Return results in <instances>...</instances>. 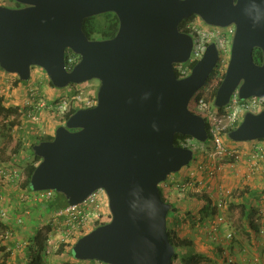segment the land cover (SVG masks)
<instances>
[{
    "label": "water",
    "instance_id": "obj_1",
    "mask_svg": "<svg viewBox=\"0 0 264 264\" xmlns=\"http://www.w3.org/2000/svg\"><path fill=\"white\" fill-rule=\"evenodd\" d=\"M0 3V67L29 81L41 67L56 88L100 83L94 107L79 108L56 128L51 140L33 145L40 157L30 183L53 189L69 204L97 189L109 197L111 220L73 245L80 261L105 264H173L169 239L172 204L160 184L195 158L175 135L208 140L204 117L189 104L218 61L210 43L187 77L175 64L188 61L191 34L180 30L198 15L215 26L235 25L231 59L215 97L224 107L238 88L243 99L264 97V0H15ZM117 14L115 36L92 39L86 18ZM255 48L262 62L254 60ZM70 49L80 56L67 68ZM228 137L235 142L264 139V109L248 112Z\"/></svg>",
    "mask_w": 264,
    "mask_h": 264
},
{
    "label": "built area",
    "instance_id": "obj_2",
    "mask_svg": "<svg viewBox=\"0 0 264 264\" xmlns=\"http://www.w3.org/2000/svg\"><path fill=\"white\" fill-rule=\"evenodd\" d=\"M180 30L192 35L194 43L193 49L188 61L175 64L174 68L178 77H187L192 71V65L199 61L210 43H215L219 57L214 68V75L202 90L194 97V109L204 117L208 129L207 145L201 146L199 141L193 137L187 138L180 142V146L189 147L198 146V155L194 158L195 166L190 168L185 177V181L179 182L173 176L161 183L165 189L176 188L183 194L196 193L203 195L206 188L207 179H217L219 173L226 165H245L244 177L251 179L257 173H264V139L252 140L248 142H238L237 145L225 143V136L243 121L246 113H259L264 109L263 96H251L243 99L239 96L238 88L233 92L229 102L224 107L215 106L216 91L224 79L232 53V42L235 35L236 27L231 24L228 26H215L206 23L200 16H194L185 20ZM80 59V56L68 49L66 53L67 68L73 67ZM13 75V74H12ZM17 79V75L15 74ZM15 80L12 81V83ZM36 87L30 86L28 93L31 100L26 103L30 106L27 113L28 119H35L36 113L44 106V103L34 105L33 96L36 94ZM78 94L75 98H61L57 104V115L64 117L75 108L94 107L97 102V92L93 93L90 86H80L76 88ZM7 89L0 84V97H5ZM34 105V107H33ZM38 109V110H37ZM37 110V111H36ZM41 134L46 132L42 129ZM205 143V142H204ZM193 149V148H192ZM194 150V149H193ZM199 156V157H198ZM15 160H11L8 165L0 167V179L4 183L20 181L23 173L18 167L14 166ZM205 175V176H204ZM191 190V192H188ZM206 190H212L210 186ZM230 190L221 191V198H216L215 212L208 215L206 222L210 235L214 240L221 244L223 258L227 263H234L230 255L229 247L234 239L235 232L227 231L223 233L222 226L225 223L223 210L230 202ZM56 191L53 189L39 191H23L20 193L19 200L26 204L30 202L45 203L54 199ZM45 207H47L44 204ZM28 209V208H27ZM107 210V211H106ZM30 210L18 215L16 222L22 224L25 216ZM259 215L255 216V222L259 223ZM109 197L104 189H97L92 192L84 201L78 204H67L63 207L56 208L50 213L48 219L41 222L36 235L40 232L43 236L42 241H35L33 249L35 255H38L43 261L40 264H49L48 257L57 251L62 245L74 244L79 237L89 232L93 228L105 223L110 219ZM8 221L10 215L6 209L0 208V220ZM107 219V220H106ZM12 221V220H9ZM15 221V220H14ZM47 222V223H46ZM9 223V222H8ZM4 230L0 231V239L4 241L11 240L15 233L9 224ZM12 228V229H11ZM259 233L264 237V229L260 228ZM28 240L17 241L12 247H7L8 258H21L19 251L26 249ZM264 248V241L262 243ZM2 258L3 256L0 255ZM25 262L19 264H26ZM256 261H259L256 258Z\"/></svg>",
    "mask_w": 264,
    "mask_h": 264
},
{
    "label": "trees",
    "instance_id": "obj_3",
    "mask_svg": "<svg viewBox=\"0 0 264 264\" xmlns=\"http://www.w3.org/2000/svg\"><path fill=\"white\" fill-rule=\"evenodd\" d=\"M7 1H8V3H7ZM0 3L4 4V5L12 6V7L23 6L22 4L16 2L15 0H0ZM119 25H120V21H119L117 14L114 12H106V13H102L99 15H95V16L86 18L84 21V30L86 31L88 36L92 39L93 38L94 39H107V38H112L113 36L116 35V33L119 29ZM253 56H254V60L257 63L262 62L263 55H262L261 49L255 48L254 52H253ZM195 64L192 65V68L195 66ZM69 69H72V67ZM213 75H214V72L211 73V75H210V77L207 80L205 85H207L211 81ZM29 82L30 81L21 80L19 77H17V80H16L17 85H21V84L27 85ZM50 85L52 87H54V85L52 84L51 81H50ZM72 86H74V84ZM72 86H69L68 88H66V89H68L67 93L64 95H61L60 98L50 99V100L45 99L44 96L42 97L41 90H38L36 88V90H35L36 94L32 97L33 103H34V105H39L40 103H44V106L42 107L43 109H45L47 111L50 109L49 112H51V113L56 112V114H57L56 106L59 103V101L61 100V98H64V97L75 98L76 95L78 94L76 87H72ZM54 88H56V87H54ZM192 101H193V99H192ZM192 101L190 102L189 107L193 111L197 112L192 106ZM34 105H33V107H34ZM29 108H30V106H27V105H25L22 109H21V106H18V105H6V97H0V138L5 137V134L7 132L10 133V132L14 131L15 130L14 128H18V129L25 128V125H26L25 123L28 121L27 120L28 119L27 113L29 111ZM77 109H79V108L72 109L71 112L69 114H67L64 117V119H62V122L65 121L70 115H72ZM39 111H40V109L37 112H39ZM36 115H37V113H36ZM38 134L40 136L37 137V140L35 142H33L31 145H29L30 147L26 148V149L31 150L32 159L29 160L25 166V178H24V181L22 184V187L24 189L28 188V189L32 190L30 179H31V176H32L34 169L36 168L37 164L41 160L39 156L35 155V153L33 151V145L40 142V141H43V140H51L54 137L53 134H47V133H45V134L38 133ZM187 138H191V136L182 135V134L178 133L175 135V143L177 145H180V142L182 140H186ZM23 144L24 143L22 142V140H19L15 145L16 146L15 149L12 152H9V157L11 158L12 154L18 153L19 149L23 148L22 147ZM199 144L201 146L207 145L206 142L205 143L199 142ZM190 147L193 148L194 151L197 152V154L200 151L198 146H196V147L190 146ZM197 154H196V156H197ZM263 193H264V191H263ZM161 194H162V197L165 199L162 190H161ZM259 195L260 194L258 193V191L247 190V191H245V196L243 195V197H242V202H241L242 213L246 217V219L248 220V224H249V228H250V230H249V228L244 229V233L247 236H249L251 234L250 233L251 230L254 233L259 230L260 223L255 222V216H256L257 210H255V207L252 204L253 199H257V197ZM166 201L172 204L171 211L169 212L168 224L172 225V227L169 228V239H170L171 243L175 246V254L173 256V264H180V263H182V264H204L203 262H210V261L212 263L214 261V259L210 258L206 255H203V254H195V255L190 256L187 249H186V247L189 246L190 242L178 239L176 225L174 226V224H181L184 221L188 220V217H190V220L191 221L193 220V222H194V219H193V217H191L190 212H187V214H186L187 216L185 215L184 218H181V219L178 218V216H179L178 213L180 212V209H183V207H187L188 205L183 204L184 201L182 202V204L180 202H173V201L168 200V199ZM44 204L50 209V211H54L56 208L63 207L65 205H67L68 201L64 195L57 192L54 199L49 200L48 202H45ZM209 206H207V209L209 211V214L212 215L215 212V205H211V203H210ZM0 227L2 228V230H4L6 227H8L7 222H5L4 220L1 219L0 220ZM251 236H252V234L250 235V237ZM42 239H43V236L40 232L37 235L35 234L34 236L29 237L28 243H27L28 245L25 249V258L27 260L26 264H40V263H42L43 260L38 255H35V251L33 249V243L35 241L40 242V241H42ZM233 241H234V239L232 240L230 246L232 245ZM215 243H218V241H216ZM217 246H216V248L221 250V244L218 243ZM64 251H65V249L62 246L57 250L58 254H60L63 257H66V259H62V260H65V262H63L62 264H77L76 261L77 262L80 261V260H73L75 257H74L72 245L66 249L65 253H64ZM0 255L5 257L2 261V264H7V258L9 256V254L7 253V245L3 242L2 239H0ZM224 262H226L225 258H224Z\"/></svg>",
    "mask_w": 264,
    "mask_h": 264
},
{
    "label": "rangeland",
    "instance_id": "obj_4",
    "mask_svg": "<svg viewBox=\"0 0 264 264\" xmlns=\"http://www.w3.org/2000/svg\"><path fill=\"white\" fill-rule=\"evenodd\" d=\"M8 3V1H7ZM36 69L39 70L40 73H43L44 76H46L49 80L50 78L48 77L47 73L41 68V67H35ZM37 76V74H36ZM35 72L32 74L31 79L29 81H35ZM3 85L8 87V83L4 81ZM100 83L97 79H94L92 81H89L88 83H84L83 86H90L91 89H93V93L96 94V91L99 87ZM81 86V85H80ZM79 86V87H80ZM72 87H76L75 85ZM6 105H13L17 103L16 100H12V97H14L13 88H6ZM60 89V88H59ZM11 95V96H10ZM16 95V94H15ZM15 101V102H14ZM13 118V117H12ZM20 119V118H19ZM57 123H55L54 126H56ZM15 130L12 132H7L5 134V137L0 138V167H3L4 165H8V163L11 161V158L9 157L8 153L12 152L15 148L16 141L22 140L23 143L24 141L27 142L28 137L25 134H19L20 132L18 128H14ZM21 129V128H20ZM42 133V132H41ZM19 135V136H18ZM225 143L227 145L230 144H235L237 145L238 142H235L231 140L228 135L225 136ZM24 140V141H23ZM8 153H7V152ZM27 152L31 153V150H27L24 152V155L22 156V159H17L15 161L16 167L19 168V170L22 171L23 173V178L20 181L7 183L6 185V191L4 196H8V188L10 189L11 187H18V190L20 187H22L24 178H25V166L27 162L29 161V157L27 156ZM197 152H195L196 156ZM198 155V154H197ZM199 157V156H198ZM195 162L192 161L189 165L183 167L179 172H176L177 176H182L186 175L187 171L190 168H194ZM245 165L241 164L240 166H232V165H226L223 170L219 173V176L217 179L211 180L207 179L206 181V188L208 186L211 187L212 190H206V188L203 191V195L207 197L208 202L213 205L216 201V198H221L223 195L221 194V191H227L230 190V202L227 207L223 210L224 216H225V223L222 226V232L226 233L227 231H233L235 232L234 236V241L232 245L229 247V253L233 260V264H264V248L262 246V243L264 241V237L259 233V230L257 232H253L251 230L252 236L250 237L247 236L244 233V229L249 228L248 220L242 213V208H241V202H242V197L243 195L245 196V191L250 190V191H258L260 194L257 199H253L252 204L255 207V210H257L256 217L257 215L259 218V229L263 228L264 229V173L259 172L255 177H252L251 179H246L244 177V170H245ZM185 171V172H184ZM184 173V174H183ZM172 175V176H173ZM170 176V178L172 177ZM11 184V185H10ZM14 184V185H13ZM175 192L180 193L179 190H176ZM192 194V193H191ZM195 194V193H193ZM174 199L176 198V195H171ZM166 199L170 200V194L166 193L165 196ZM175 201V200H174ZM180 202V201H179ZM35 204V202H33ZM182 204V202H180ZM185 204V202L183 203ZM32 205V204H31ZM44 205V204H43ZM30 209V208H29ZM182 210H186L185 207H183ZM107 211V210H106ZM47 213V212H46ZM183 213V211L181 212ZM180 214V212H179ZM47 217V216H45ZM180 217V215H179ZM181 218H184V216L181 214ZM180 218V219H181ZM190 218V217H188ZM26 220V219H25ZM107 220V219H106ZM108 219L107 221H109ZM206 220V217H205ZM106 221V222H107ZM192 223V224H190ZM25 221L21 225H25ZM40 223H38L37 226H39ZM168 227L171 228L172 225L168 224ZM2 228L0 227V231ZM250 230V228H249ZM179 231V230H178ZM181 236L184 237L186 236L187 239H180L178 236V239L183 240V241H188L190 242V239H201V241L207 246L210 247L212 250H214L215 253H217L218 257L222 258L221 251L218 248H215L218 243H215L216 240L210 235L209 233V228H208V222L202 221L200 225H197L193 220L191 222L184 221L182 224V227L180 229ZM191 237V238H190ZM14 238V237H13ZM17 241L20 239L17 237ZM21 240H26V239H21ZM13 239L4 241L3 242L7 245V247H12ZM16 241V242H17ZM76 241H74L75 243ZM71 244L67 245H62V247L66 249L70 246ZM220 246V245H219ZM64 251V253H65ZM20 253V251H19ZM16 257V256H15ZM14 257V258H15ZM5 258V257H3ZM3 258L0 256V264H2ZM14 258H7V264H10V261H13L14 264H19L21 261H18L17 259ZM50 258L54 259L51 260V264H60L62 259H66V257L61 256L60 254L57 253V251L53 252ZM256 258H258L259 261H256ZM49 261V260H48ZM16 262V263H15ZM216 263V262H215ZM182 264V263H180ZM226 264H231V263H226Z\"/></svg>",
    "mask_w": 264,
    "mask_h": 264
},
{
    "label": "crops",
    "instance_id": "obj_5",
    "mask_svg": "<svg viewBox=\"0 0 264 264\" xmlns=\"http://www.w3.org/2000/svg\"><path fill=\"white\" fill-rule=\"evenodd\" d=\"M35 72V81H30L27 85H17L16 84V76L15 74L12 75V73L6 72L4 69L0 67V81H4L8 83V87L13 88L12 94H14V97H12V100L18 99L13 105H18L21 106V109L27 105L26 103L28 100H31V96L28 93V89L30 86H35L38 90H41L42 97L44 96L45 99H56L60 98L61 95H64L67 93L68 89L66 88H54L50 85V80L43 75V73H40L38 69L35 67L32 70V74ZM37 74V76H36ZM15 80L13 83L12 81ZM0 84H3V82H0ZM6 87V88H8ZM78 88V87H76ZM16 94V95H15ZM11 96V95H10ZM15 102V101H14ZM50 110V109H49ZM49 110H45L43 108L40 109L39 112H37L36 118L35 119H27L28 121L25 123V128H22L21 130L18 129L20 132L19 134H25L28 137L27 142L24 141L25 143L23 144V148L19 149L18 153L12 154L11 160L17 161V159H22V156L24 155V152L30 149H26L30 147L33 142L37 140V137L40 136L38 133L41 134L40 131L42 129L47 133V134H55L56 128L63 124L62 119L56 114V112H49ZM25 122V121H24ZM56 124V126H54ZM19 136V135H18ZM18 141H16L17 143ZM16 147V146H15ZM14 147V148H15ZM7 152V151H6ZM8 153V152H7ZM30 152H27V156H30ZM9 155V153H8ZM32 157H29V160H31ZM1 162V161H0ZM185 172V171H184ZM177 174V173H176ZM184 174V173H183ZM177 181L182 182L185 181V175L182 176H175L173 175ZM205 176V175H204ZM12 184V183H11ZM10 184V185H11ZM6 185L7 183H4L0 179V208H4L7 210V212L10 215V219L12 221H5L7 224L12 226L14 229V238L11 246L15 245L16 241L18 240L17 237L20 239L19 241H22L21 239H26L28 240L29 237H32L36 234V230L39 229L38 223L41 224L42 221L48 219V216L52 211L48 207H45L43 203H37L35 204L33 202H30L26 204L25 202H22L19 200V196L21 192L25 191H31L30 189L26 188L24 189L23 187H20L18 190V187H11L10 189L8 188V196H4L5 191H6ZM14 185V184H13ZM175 188H169L164 190L163 189V194L166 196L167 194H170V200L173 202H185V205H188L185 207L186 210L180 209V217L181 214L185 216L187 212H190L191 217H193L194 222H196L197 225H199V221H206L207 220V215L209 214V211L207 209V206H209V202L207 200V197H203L201 194H191L189 193L183 195L182 193H177L175 192ZM32 192V191H31ZM188 192H191V190H188ZM171 195H176L177 197L172 199ZM175 200V201H174ZM32 204V205H31ZM210 207V206H209ZM28 208V209H27ZM30 208V209H29ZM211 208V207H210ZM30 210L28 212V215L25 216V225L18 224L16 222V219L18 215H21L25 211ZM183 211V213H181ZM47 212V213H46ZM47 216V217H45ZM187 216V215H186ZM206 217V220H205ZM15 220V221H14ZM187 223L191 222L190 218L186 220ZM9 222V223H8ZM47 223V222H46ZM184 223V222H183ZM174 224L176 225V230H177V236H179L180 239H187L186 236L182 237L180 233V229L182 227V224ZM192 224V223H190ZM179 230V231H178ZM191 238V237H190ZM217 246V245H216ZM216 248V247H215ZM189 255H195V254H203L206 255L210 258H213L214 261L211 263L210 262H203L204 264H226L224 262V259H221V257H218L217 253L214 252L210 247H207L201 239H190L189 246L186 247ZM221 251V250H220ZM20 256L21 258H16L18 261L25 262V250L22 249L20 251ZM49 261H47L49 264H51V260H54L50 257H48ZM75 260V259H73ZM72 261V260H71ZM65 262V260H62L60 264ZM74 262V261H73ZM216 262V263H215ZM16 263V262H15ZM77 264H100L96 263L94 261H76ZM10 264H14L13 261H10Z\"/></svg>",
    "mask_w": 264,
    "mask_h": 264
},
{
    "label": "clouds",
    "instance_id": "obj_6",
    "mask_svg": "<svg viewBox=\"0 0 264 264\" xmlns=\"http://www.w3.org/2000/svg\"><path fill=\"white\" fill-rule=\"evenodd\" d=\"M194 16H198V15H194ZM194 16H192V17H194ZM192 17H190V18H192ZM188 19H189V18H188ZM186 20H187V19H186ZM184 21H185V20H184ZM184 21H183V22H184ZM183 22H182V23H183ZM210 25H211V24H210ZM231 54H232V53H231ZM192 69H193V68H192ZM213 72H214V70H213ZM12 74H13V73H12ZM16 75H17V74H16ZM17 76H18V75H17ZM18 77H19V76H18ZM88 82H89V81H87V82H85V83H88ZM208 84H209V83H208ZM208 84H207V85H208ZM80 85L82 86V85H84V83H83V84H78V85H75V86H76V87H79ZM71 86H72V85H71ZM205 86H206V85H204L200 90H202ZM66 88H68V87H66ZM98 88H99V87H98ZM200 90H198V91H200ZM97 91H98V89H97ZM97 91H96V92H97ZM198 91L195 93V95L198 93ZM216 92H217V91H216ZM195 95H194V97H195ZM194 97L192 98L193 100H194ZM191 101H192V100H191ZM193 105H194V102L192 101V106H193ZM193 108H194V106H193ZM194 112H195V111H194ZM196 113H198V112H196ZM198 114H199V113H198ZM65 121H66V120H65ZM65 121H63V123H65ZM194 152H195V151H194ZM195 157H196V156H195ZM173 174H176V173H173ZM173 174H171L170 176H172ZM170 176L167 178V180L170 178ZM172 177H173V176H172ZM100 189H102V188H100ZM160 190L163 191V188L161 187V184H160ZM165 190H166V189H165ZM175 190H178V189L175 188ZM31 191H34V190L32 189ZM180 193H182V192L180 191ZM182 194H183V193H182ZM183 195L186 196V194H183ZM188 195H189V194H188ZM202 196L204 197L205 195H202ZM164 197H165V195H164ZM164 200H167V199L165 198ZM209 204H210V203H209ZM109 211H110V208H109ZM110 213H111V212H110ZM111 216H112V215H111ZM110 220H111V217H110ZM110 220H109V221H110ZM109 221H107V222H109ZM107 222H105V223H107ZM201 223H202V221H199V225H200ZM103 224H104V223H103ZM101 225H102V224H101ZM95 228H96V227H95ZM93 229H94V228H93ZM93 229H92V230H93ZM90 231H91V230H90ZM90 231H89V232H90ZM87 233H88V232H87ZM85 234H86V233H85ZM79 238H80V237H79ZM79 238H78V239H79ZM78 239H77V240H78ZM77 240H76V241H77ZM73 245H74V244H73ZM73 245H72V247H73ZM70 246H71V245H70ZM221 254H222V251H221ZM222 258H223V255H222ZM3 259H4V258H3ZM74 259H75V258H74ZM223 259H224V258H223ZM75 260H77V259H75ZM88 261H90V260H88ZM94 262H96V263H100V264H104L103 262H100V261H97V260H94ZM225 263H227V262H225Z\"/></svg>",
    "mask_w": 264,
    "mask_h": 264
}]
</instances>
